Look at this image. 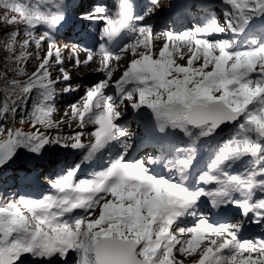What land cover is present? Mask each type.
Listing matches in <instances>:
<instances>
[{"label":"snow or ice","instance_id":"1","mask_svg":"<svg viewBox=\"0 0 264 264\" xmlns=\"http://www.w3.org/2000/svg\"><path fill=\"white\" fill-rule=\"evenodd\" d=\"M66 3L0 0L16 14L5 16V22L24 25L22 49L48 45L37 71L26 82L11 81L23 95L11 104L5 99L4 115L14 112L17 103H26L35 89L41 91L43 106L36 105L31 113L33 132L0 126L4 137L0 169L21 148L32 154L28 162L41 160L48 145L84 151L80 162L50 181L55 194L0 203V264H184L188 257H193L192 264H264V240H241V223L214 225L200 208L202 198H208V211L226 213L234 207L264 224V0H220L226 6L222 22L209 15L192 30L167 33L157 53H153L152 27L132 23L152 16L159 6L156 0L142 15L136 14L133 0H117L113 15H105L106 9L99 5L86 12L85 19L105 21L102 38L111 40L127 30L133 40L118 53L99 45L97 71L104 79L87 88L79 105L70 106L80 129L64 138L71 143L36 128L60 127L48 117L56 85L62 81L51 79L49 68L53 57L56 64H63L55 33L67 22ZM41 26L45 30L37 36ZM226 31L243 36L246 43L217 38ZM19 35V29L9 33L10 50ZM128 52L132 59L111 85L113 61ZM29 55L22 51L15 63L22 64ZM177 56L181 60L186 56V63H177ZM92 60L93 52L88 50L83 63ZM80 63L77 59V66ZM60 70L63 82L70 81L63 67ZM18 72L26 75L23 68ZM110 86L118 96L106 94ZM77 90L71 84L63 89L65 93ZM125 101L143 126L142 143L156 146L158 155L128 159L134 147L128 142L132 134L117 123L124 115ZM88 124L96 127L84 143L81 138ZM111 147H117L116 154L104 167L88 178L75 179L87 162ZM204 148L211 153L205 162L209 171L189 184L198 152ZM240 161L249 166L230 171ZM156 166L166 174L154 171ZM197 216L194 226H180L184 218ZM175 253L184 259L178 260Z\"/></svg>","mask_w":264,"mask_h":264},{"label":"trees","instance_id":"2","mask_svg":"<svg viewBox=\"0 0 264 264\" xmlns=\"http://www.w3.org/2000/svg\"><path fill=\"white\" fill-rule=\"evenodd\" d=\"M25 4L34 3L35 0H22ZM53 11L55 9L53 8ZM16 15L10 10L0 5V126L7 129H18L20 131L30 133L34 131L31 113L36 105L43 106V97L41 91L33 90L30 98L26 103H17L15 111H9L6 115L3 114V105L5 99L11 104L12 101H20L23 95L19 90H14L11 81L17 80L21 84L26 82L32 73L36 72L39 64L42 62L43 55L48 48L45 43L39 49L35 44L29 46L28 49H22L20 44L25 38L23 24H8L5 22V16L11 17ZM19 29L20 35L13 48L9 49L10 36L9 33ZM43 26L36 30V35L43 33ZM22 51H27L29 58L22 64H16L15 58ZM55 64V58L52 59V65ZM19 68L24 69L25 74L18 72ZM52 112L49 119L53 124L60 123L54 118L56 110L54 103L51 102ZM36 128L51 137H56L59 134L62 138V143H71V140L64 138L70 137L73 134L70 131H64L61 123L60 127H45L37 125ZM76 134V133H75ZM4 137H0L3 139ZM71 148H63L58 145H48L47 150L42 153V159L38 162H28L32 157L25 149L21 148L13 163L0 170V203L9 200H18L20 197H28L31 199H42L46 195L55 194V189L51 187L50 181H55L59 176L63 175L64 169L73 165ZM78 150V149H77ZM83 151V150H82ZM80 150L79 154L83 156ZM34 259V258H32Z\"/></svg>","mask_w":264,"mask_h":264},{"label":"rangeland","instance_id":"3","mask_svg":"<svg viewBox=\"0 0 264 264\" xmlns=\"http://www.w3.org/2000/svg\"><path fill=\"white\" fill-rule=\"evenodd\" d=\"M168 1L169 0H166L165 3L163 4V6H167ZM69 2H70L71 7H72V5L74 6V4H75V8L78 10L77 12L81 17L74 20L72 22L73 25L69 28H67L66 25H62V27L63 26L64 27L58 33L59 36L56 39V44L61 51L63 64L60 65V64L55 63L54 65H52L51 68H49V72L51 74V79L62 81L60 83V85H59V83H58V85H56L57 95L55 96L54 101H52L54 103V109L56 110V112H55L56 115L54 116V118L57 122L61 123L62 129L64 131H70L73 133V134H70L69 136H74L75 133L80 131L79 126H78L79 120L73 119V117L71 115V107L70 106L71 105H79V102L84 97L87 88L94 85L96 82L104 79V74L102 72L97 71V69L100 67V61H101V56L99 55V45L102 43L101 33H102V29H103L104 20L103 19L90 20V19L84 18V14L86 12H89V8L91 7V5H90L91 3H90L89 4L90 7L87 8L89 6V5H87V0H67V3L65 5V10H67V7L69 6V5L67 6V4ZM146 2H147V4H149L151 2V0H146ZM105 3H108V0H105ZM84 5H85V7H84ZM105 15H106V13H105ZM221 22H222V20H221ZM133 25L136 27L142 26L138 23H133ZM173 30H174L173 28L168 27L167 33L174 34ZM79 33L84 36L83 37L85 39L84 43L81 42V40L77 37V35ZM174 35H176V34H174ZM228 35L229 34L227 33L226 35H220L217 38L218 39H225V40H227V39L232 40L231 36L227 37ZM129 36L131 37L132 33ZM161 36L165 37L166 33L161 34ZM71 38H73V40H71ZM132 40L133 39L126 42V44L124 46H126L128 43H131ZM236 41L238 43H241V44L246 43L245 40L240 41V40L236 39ZM85 43H86V45H90L91 49H88L85 46H82ZM162 44L163 43H161L160 45L162 46ZM72 48L77 49V52L75 53L76 57L78 59L80 57L83 60L87 59L88 50H91L93 52V61H91L90 65L88 64V66L89 67L94 66V68H92L93 70L90 73L86 74L85 76H81V77H78V75L76 76L74 74L69 73V75L71 77L70 81L63 82V74L61 73V70H60L61 67H63L64 71L67 72L66 67L74 65L67 59V57H69L70 54L73 52V51H71ZM118 52H120V51H117L116 53H118ZM44 54H42V55L44 56ZM131 58H132V55L130 52H128V53H125L124 55H122V57L119 61H113L112 66L114 68V72H113L112 80L110 82L111 85H114L115 81L118 80L120 68L124 65V63L127 60H129ZM186 59H187L186 56H185V59H183V60L179 59L178 56L176 57L177 63H180V64L186 63ZM66 84H71L73 87L77 88L78 90L65 93L63 91V89L66 86ZM116 91L117 90L114 86H110L105 90L107 95H111L114 97L118 96V93H116ZM122 111L124 112V115L117 121V123H119L122 127L126 128L132 134V137H131V139H129L128 142L130 144H133V146H134L130 150V154L128 156V159L131 161V160H134L137 158L145 157V156L141 157V155H150L148 153H145L144 151L138 152L140 145L143 144L142 143L143 126L140 125L137 122V120L135 119V114H134V112H131L129 102H127V101L124 102V105L122 107ZM142 111H147V110L142 109ZM94 127H96V126L91 125V124L86 125V127L84 129L85 135H83L81 138L82 142L87 143L89 141V137H88L87 133L92 131L94 129ZM71 142H73V141H71ZM151 147H152L151 151L153 153L158 154V152L156 151V146H151ZM104 152L105 151H103L101 154H98L96 157L93 158L92 161L87 162L84 166H89L90 164H92L94 162L93 163L94 165H91L90 168H95V169H97V171L100 170L99 168H97L98 162H99L100 158H102L103 156L105 157ZM135 154L137 156L133 158V156ZM181 155L183 156L184 154H181ZM240 163L243 165V168H237V166L235 164L233 166V168L230 169V171H232V172L242 171L245 167L249 166L244 161H240ZM206 169L207 168H205L204 171ZM84 171L85 170L79 171L77 176L75 177V179H77V180L82 179L85 176ZM198 219H199V216L184 218L182 220L180 226H184V227L194 226L198 222ZM175 255H176L178 260L184 259L183 257L180 256L179 253H175ZM192 261H193V257H188L187 259H184V264H192Z\"/></svg>","mask_w":264,"mask_h":264},{"label":"bare ground","instance_id":"4","mask_svg":"<svg viewBox=\"0 0 264 264\" xmlns=\"http://www.w3.org/2000/svg\"><path fill=\"white\" fill-rule=\"evenodd\" d=\"M145 1V0H144ZM164 0H157L156 1V3L158 4V5H160L161 3H162V5H163V2ZM90 4V2L89 1H87V5H89ZM92 4V3H91ZM90 4V5H91ZM90 5L87 7V8H89L90 7ZM93 5V4H92ZM84 7H85V5H84ZM93 8H89V10H92ZM155 18L154 17H152V16H150L148 19H147V21H146V23L148 24V25H150L152 28L153 27H156V22H155V20H154ZM164 31V27H159V28H157V29H155V30H153V35H152V47H153V52H155V53H157V51L159 50V48H160V44L161 43H163V41H164V39H165V37H163V36H161V33ZM77 37L81 40V42H85V39L83 38L84 36L82 35V34H78L77 35ZM162 39V40H161ZM161 40V41H160ZM82 46H85L86 48H88V49H91V47H90V45H86V43L85 44H83ZM71 51H73L71 54H70V56L69 57H67V59L72 63V64H74L73 66H67L66 67V70H67V73L69 74H74V75H78V77H81V76H85L86 74H88V73H90L93 69L92 68H94V66H92V67H89L88 66V64L87 65H85L84 63H83V59H81L80 57H79V60L81 61V63L79 64V66H77V64H76V61H77V57H76V55H75V53L77 52V49H75V48H72L71 49ZM93 61V60H92ZM91 63V62H90ZM90 63H89V65H90ZM81 69V70H80ZM141 157H142V155H141ZM215 187V186H214Z\"/></svg>","mask_w":264,"mask_h":264},{"label":"water","instance_id":"5","mask_svg":"<svg viewBox=\"0 0 264 264\" xmlns=\"http://www.w3.org/2000/svg\"><path fill=\"white\" fill-rule=\"evenodd\" d=\"M12 161H13V160H12ZM12 161H11V162H9V164H8V165H6L5 167L9 166V165L12 163ZM5 167H4V168H5Z\"/></svg>","mask_w":264,"mask_h":264}]
</instances>
